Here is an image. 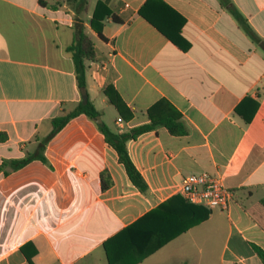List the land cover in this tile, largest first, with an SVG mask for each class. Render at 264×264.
Instances as JSON below:
<instances>
[{
    "label": "crops",
    "instance_id": "crops-1",
    "mask_svg": "<svg viewBox=\"0 0 264 264\" xmlns=\"http://www.w3.org/2000/svg\"><path fill=\"white\" fill-rule=\"evenodd\" d=\"M99 1L112 12L105 39L90 25ZM146 1L89 0L83 13L78 0H0V264H30L24 251L35 264H264V0H163L185 20L165 19L178 43L139 13ZM79 20L97 52L83 88L67 51ZM84 90L111 129L166 118L186 128L160 124L127 143L146 192L94 118L72 119L45 143ZM28 155L39 156L10 164ZM202 171L234 199L196 224L181 184ZM137 244L154 251L142 257Z\"/></svg>",
    "mask_w": 264,
    "mask_h": 264
},
{
    "label": "trees",
    "instance_id": "trees-1",
    "mask_svg": "<svg viewBox=\"0 0 264 264\" xmlns=\"http://www.w3.org/2000/svg\"><path fill=\"white\" fill-rule=\"evenodd\" d=\"M78 5L80 10L83 13H86L88 11V5L89 0H78ZM79 10V12H80ZM231 12L233 15L237 18L240 25L243 27V29L246 31V33L251 36L253 39H255L258 42H261V39L257 35V33L253 30L251 25L245 20V18L242 16V14L236 9L231 8ZM139 13L144 16L146 19H148L152 24H154L156 27H158L161 31H163L166 35H168L174 42L178 43L177 36L173 35L175 32L169 30L167 26V22L165 19L168 18H180V24L182 25L185 21L184 18L175 11L170 5H168L163 0H147L145 4L141 7ZM111 10L102 2L99 1L96 5V8L94 10L93 16L90 19V25L94 31L97 32L99 37L105 39V36L103 34V25L104 20L111 15ZM115 17V16H114ZM116 19V17H115ZM82 20H79L76 24V39L73 43L67 46V51L72 55L78 83L81 88L86 87L87 85V79H86V73L88 69V62L94 61L97 58V52L95 43L93 40V36L87 31V28ZM177 35L180 34V29L177 28ZM182 49H188L189 44L187 46H183L182 44H177ZM264 48V44H260ZM105 94L108 96L109 100L115 104L117 107H120L123 104V100L117 90L113 86H107L104 89ZM256 106H258V102L255 101ZM236 112L241 114L244 118L245 122H250L252 119L251 115H245L243 111L240 109V106L236 108ZM86 115L89 118L93 119L94 117L101 114V112L95 107L92 100L87 95L83 98L82 101H80L72 110L63 112L60 115L55 116L52 119V131L49 133V135L45 139V143H47L49 140H51L60 130H62L72 119L80 116V115ZM166 125L169 130L173 134H183L186 132V128L183 124L179 123L178 121L172 119V118H166L161 121H152L151 123L143 124L140 126H136L134 128H131L126 131H119L111 129L106 123H97V126L99 130L104 134L106 141L113 146L119 155V160L121 163L124 164L129 177L133 181V183L143 192H146L148 190V184L144 177L142 176L141 172L138 170V168L133 163L127 143L131 139H136L141 133L152 130L156 128L158 125ZM39 156V155H38ZM28 155L25 158L14 160L10 164H12V167L17 169L31 161L32 159L38 157ZM40 159L46 161V157L42 153L39 156ZM7 164L6 162H3V164L0 165V169H3V166ZM106 175H108L107 172H103V189H107L111 186L112 180L111 177L106 180ZM264 202V200H263ZM191 203V202H190ZM194 205V203H191ZM198 209V215L195 217L194 220L191 221V223H200L203 220L207 219L210 216L211 208L204 206V205H195ZM138 222L136 224H133L129 226L128 229L135 228L137 226ZM163 242L159 243L158 245H161ZM139 245V244H137ZM136 247V246H135ZM137 249V248H136ZM142 253V257L144 255H147L148 253H151L154 250L148 249H141L140 245L138 248ZM22 250L24 251V247H22ZM255 250L259 257L261 258L262 262L264 263V249L258 245H255ZM27 254V259L30 264H35L33 261L32 256L26 251H24Z\"/></svg>",
    "mask_w": 264,
    "mask_h": 264
},
{
    "label": "built area",
    "instance_id": "built-area-1",
    "mask_svg": "<svg viewBox=\"0 0 264 264\" xmlns=\"http://www.w3.org/2000/svg\"><path fill=\"white\" fill-rule=\"evenodd\" d=\"M181 191L191 203L209 208L227 209L234 199L233 190L224 183L222 178L206 171L184 176Z\"/></svg>",
    "mask_w": 264,
    "mask_h": 264
},
{
    "label": "water",
    "instance_id": "water-1",
    "mask_svg": "<svg viewBox=\"0 0 264 264\" xmlns=\"http://www.w3.org/2000/svg\"><path fill=\"white\" fill-rule=\"evenodd\" d=\"M87 96V94L85 93V90H84V97H86ZM94 120L96 121V122H98V123H101L102 122V119H101V116H96V117H94Z\"/></svg>",
    "mask_w": 264,
    "mask_h": 264
},
{
    "label": "rangeland",
    "instance_id": "rangeland-1",
    "mask_svg": "<svg viewBox=\"0 0 264 264\" xmlns=\"http://www.w3.org/2000/svg\"><path fill=\"white\" fill-rule=\"evenodd\" d=\"M95 40H96V42H98V43H99V39H97V38H96Z\"/></svg>",
    "mask_w": 264,
    "mask_h": 264
}]
</instances>
